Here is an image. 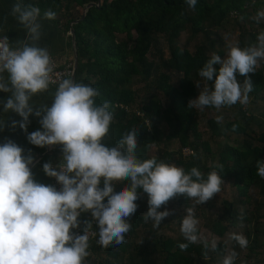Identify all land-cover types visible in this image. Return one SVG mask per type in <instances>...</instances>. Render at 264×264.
I'll return each instance as SVG.
<instances>
[{"label": "trees", "instance_id": "1", "mask_svg": "<svg viewBox=\"0 0 264 264\" xmlns=\"http://www.w3.org/2000/svg\"><path fill=\"white\" fill-rule=\"evenodd\" d=\"M20 2L38 7L42 14L49 10L55 12V19L51 21L63 24L66 32L72 24L77 50L74 82L98 89L97 104L109 101L113 105L114 120L104 140L107 146H115L123 134L135 129L138 158L155 157L185 171L197 167L205 176L222 164L223 170H216L224 177V182L245 198L244 201L224 200L220 213L208 217L195 201L179 196L159 209L171 211V214L159 228H154L151 220L144 221L148 211L147 194L138 190L137 211L128 218L132 228L124 243L104 248L97 243L96 235L89 243L86 264H220L228 246L224 241L226 235L239 227L244 230L248 246L241 249L232 241V249L238 253L235 264H250L255 260L260 250L258 229H250L249 224L264 217V179L256 174V161H263L264 156V71L257 70L247 77L237 74L240 84L246 78L252 82L249 107L237 103L221 108L220 112L205 108L208 117L204 120L205 114L190 109L188 104L199 95L197 82L201 87L214 84L215 76L212 81H204L198 71L213 53L223 58L226 44L220 31L225 32L230 26L231 32L236 31L235 42L241 48L256 42L259 32L264 31V20L257 24L251 17L264 10V0H197L194 9L189 8L185 0ZM89 4L92 6L81 19ZM241 16L244 17L242 21ZM182 35L187 36L184 44L180 43ZM214 67L218 73L220 65ZM172 76L177 78L175 85L170 82ZM138 83L143 87L137 88ZM157 94L164 99V104ZM222 112L227 114L224 123L217 122ZM202 122L210 139L215 141V152L208 141L202 140ZM233 126H236L235 131ZM234 136L242 141L229 144ZM152 146L157 149L155 155L148 154ZM58 150L59 145L56 146ZM184 150L187 155H183ZM125 184L126 181L116 184V190ZM250 187L258 191V198L252 203L247 196ZM248 204L252 210H238V205ZM202 205L209 206L208 202ZM188 207L200 213L210 234L221 238L217 250L209 251L207 258L201 244L189 245L186 251L178 247L186 242L180 227ZM241 214L243 219H240ZM79 219L84 224L91 219L90 213L82 214ZM168 225L174 230V236L163 232V227ZM95 231L98 232L96 225ZM244 250L247 259L241 258Z\"/></svg>", "mask_w": 264, "mask_h": 264}, {"label": "clouds", "instance_id": "2", "mask_svg": "<svg viewBox=\"0 0 264 264\" xmlns=\"http://www.w3.org/2000/svg\"><path fill=\"white\" fill-rule=\"evenodd\" d=\"M185 2L192 9L197 4V0ZM11 15L26 30V38L13 46L0 35V92L10 94L3 102V111L21 117L11 126L18 125L25 132L29 117H38L43 130L28 134L29 143L41 148L62 146L63 155L58 170L51 163L43 165L44 173L61 186L57 190L34 180L31 155L24 156V150L11 140L0 144V264H86L93 223L101 247L124 243L132 228L128 218L137 211L138 190L147 194L144 221L151 220L154 228L171 214L159 211L170 200L183 196L202 205L221 192L224 177L216 168L222 171V164L205 176L197 167L185 171L155 157L140 159L136 155L135 129L123 134L115 146H107L104 140L114 120L113 105L109 101L97 104L100 93L91 85L62 79L51 104L37 107L33 97L48 92L57 83L52 56L47 48L39 46L41 19H55L56 13L49 10L41 17L38 7L17 0ZM251 19L259 24L264 20V10ZM225 39L226 55L222 58L213 53L198 71L204 81H212L215 76L214 84L201 87L196 83L200 91L196 99L189 101L190 109L219 111L225 106L238 103L247 107L250 103L252 82L246 78L240 84L237 74L247 77L264 61V31L259 32L254 44L243 48ZM215 65H220L218 73ZM221 120L217 117V122ZM5 123L0 120V129ZM256 170L264 179V161H256ZM124 181L127 184L117 191L116 184ZM85 213H90L91 219L84 221L83 234L74 232ZM185 213L180 231L186 242L178 247L186 251L189 245L201 244L207 258L209 251L217 250V239L200 234L194 207L186 208ZM228 239L241 249L248 246L243 234L230 233ZM237 256L235 250L225 248L220 264H235Z\"/></svg>", "mask_w": 264, "mask_h": 264}, {"label": "crops", "instance_id": "3", "mask_svg": "<svg viewBox=\"0 0 264 264\" xmlns=\"http://www.w3.org/2000/svg\"><path fill=\"white\" fill-rule=\"evenodd\" d=\"M17 3V0H0V35L6 36L10 43L15 46L16 42L23 41L26 38V30L20 25L17 20L11 15V9L13 5ZM41 17L43 14L41 13ZM42 24V37L39 41V46L48 49L50 55L57 61L59 65L72 64L74 62V48L72 38L70 34L71 25L66 32L63 29V24H56L51 20L41 19ZM55 89L50 86L48 92L33 97V103L38 107L40 104H51L52 94ZM9 93L0 92V120H4L5 126L0 129V144H3L7 140H11L21 147L24 152V156L31 155L33 157V164L30 165L33 178L36 182L45 185H51V179L43 171V165L45 163H51L54 165L59 163L62 159V146H59V150L56 151V146L51 147H37L29 143L27 135L37 131L43 130L39 118L35 115L29 117V125L27 132L17 127L13 128V121H21L14 112L3 111V102L9 96Z\"/></svg>", "mask_w": 264, "mask_h": 264}, {"label": "rangeland", "instance_id": "4", "mask_svg": "<svg viewBox=\"0 0 264 264\" xmlns=\"http://www.w3.org/2000/svg\"><path fill=\"white\" fill-rule=\"evenodd\" d=\"M231 27L228 26L226 28V31H220V35L221 37L224 39V43L226 44V39L225 37L228 38V40H231V41H236V36H237V33L236 31L235 32H231ZM186 38L187 36L185 35H182L181 39H180V43L181 44H184L185 41H186ZM226 55V51H225V54L224 56ZM223 56V57H224ZM257 70H263L264 71V61H261L260 64H259V67L257 68ZM256 70V71H257ZM170 82L171 84L175 85L177 83V78L175 76H172L170 78ZM137 88H142V84L138 83L136 85ZM198 90L200 91V89L198 88ZM157 97L161 100V103L164 104V99L162 97H160L159 94H157ZM198 97V96H197ZM196 97V98H197ZM195 98V99H196ZM250 105H248L249 107ZM260 111L263 110V105L260 104ZM199 111V110H198ZM201 112V114H205L203 116H205V119L208 117L206 112H205V109L203 111H199ZM220 112V111H219ZM218 116H219V113H218ZM222 116V120L221 122H225L226 120V116L227 114L223 113L220 115ZM224 118V119H223ZM203 121V120H202ZM159 129L162 130V127H158ZM165 130V129H164ZM200 132L202 133V140H205V141H208L210 144H211V149L213 150V152H215V147L213 145V142L215 141H212L210 139V133L208 131V129L206 128V126L204 125V123L202 122L201 125H200ZM238 137L234 136V137H231V142L229 144H232L233 141H237L238 144L242 141V138L240 139H237ZM222 140V139H221ZM220 140V141H221ZM251 141V140H249ZM253 143V141H251ZM156 147L152 146L149 151H148V154L149 155H155V152H156ZM183 155H187V151H182ZM248 198L251 200V203L258 198V191L254 188V187H250L249 190H248V194H247ZM226 200V201H232V200H235V201H239V200H242L244 201L245 198L244 197H240L238 196V193L236 192V190L232 187H230L229 184H224L222 186V190L220 193L216 194L211 200L208 201V205L207 207H204V205H199V207L201 209L204 210L205 212V215L208 216V217H215L216 215H218L221 211V205H222V202ZM210 203H213L214 206L210 207ZM176 208V207H174ZM177 209V208H176ZM252 206L251 205H244V206H241V205H238V210L241 212L243 210L245 211H250L252 210ZM172 210H173V207H172ZM171 212V211H170ZM199 214L200 213H196V210H195V215H197V218L199 219L200 221V224H199V230H200V234H202L203 236L207 237L209 240H211L213 237H215L217 239V242L221 240V238H218L212 234L209 233L208 229L204 226V222L205 220L202 219V217H199ZM204 215V217L207 219V217ZM170 225H168V227H163V232L166 234V235H171V236H174V230L172 228H169ZM249 227L250 229L252 230H256L255 227H257L258 229V239H257V246L260 248V250L256 253H258V255L256 256V259L255 260H252L250 262V264H255L256 262H258L259 264H264V217H261L259 218L258 220H255V221H252L251 224H249ZM168 229H170L171 231H169ZM230 233H239V234H243L244 235V230L242 229V227H239V228H233L230 230ZM228 236L229 234L226 235L224 241L225 243L228 245L227 248L228 249H232V241L228 239ZM242 259H247V252L244 250L242 251V256H241Z\"/></svg>", "mask_w": 264, "mask_h": 264}, {"label": "built area", "instance_id": "5", "mask_svg": "<svg viewBox=\"0 0 264 264\" xmlns=\"http://www.w3.org/2000/svg\"><path fill=\"white\" fill-rule=\"evenodd\" d=\"M53 62L55 64V69H54V79H56L57 83L51 85V87H53L55 90L58 87V83L60 82V80L65 79V78H71L72 74H73V66L72 64H66V65H59L57 63V61L52 57ZM264 161V156L263 159ZM60 163V162H59ZM59 163H56L53 166L54 169L58 170V168L56 167ZM51 185L56 187L57 190L60 189V185L58 184V182L55 180V178L51 179ZM83 229H84V224L81 222L80 224V228L79 229H75L73 230L74 232H77L79 234H83ZM96 237V231H95V223H93V228L91 230L90 236H89V243L92 242Z\"/></svg>", "mask_w": 264, "mask_h": 264}, {"label": "water", "instance_id": "6", "mask_svg": "<svg viewBox=\"0 0 264 264\" xmlns=\"http://www.w3.org/2000/svg\"><path fill=\"white\" fill-rule=\"evenodd\" d=\"M92 6V4H89L85 7V10L83 12L82 18H84L85 13L87 11V9H89ZM78 21H75V23H77ZM70 34H71V38H72V43H73V48H74V62H73V74L71 76V79L74 81L75 80V70H76V66H77V50H76V42H75V32L74 30L71 28L70 30Z\"/></svg>", "mask_w": 264, "mask_h": 264}]
</instances>
